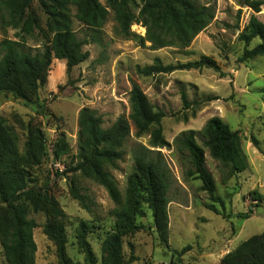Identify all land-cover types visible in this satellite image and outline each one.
Returning <instances> with one entry per match:
<instances>
[{
  "label": "rangeland",
  "instance_id": "rangeland-1",
  "mask_svg": "<svg viewBox=\"0 0 264 264\" xmlns=\"http://www.w3.org/2000/svg\"><path fill=\"white\" fill-rule=\"evenodd\" d=\"M198 1L209 2L215 10V18L186 50H152L149 43L143 46L137 39L116 38L113 14H110L102 30L101 43L84 46V51L89 53L87 61L70 73L64 61H53L40 86L37 107L28 106L10 94H0V115L17 132L21 151L31 125L44 131L50 149L59 131L67 135L70 152L59 162L48 158L34 168L31 184L48 189L65 213L66 248L72 264H89L77 238L84 223L88 226L87 240L96 255V264H102V241L114 223L116 209L103 186L69 171L77 163L79 113L85 107L94 110L102 117L106 128L118 117H128L133 83L140 85L157 110L167 114L163 119L164 135L172 147L160 151L169 169L170 236L167 247L154 229L151 210L144 205L146 217L137 219L143 229L124 242L125 259L135 258L128 264H175L173 251L186 247L190 249L182 257L184 264H222V258L240 243L264 233V200L258 202L250 198L254 191L264 198V58L240 62L245 49H252L262 41L255 39L246 45L239 39L253 15L264 23V6L255 14L245 0ZM137 4H141V0H137ZM74 29L79 39L91 41V36H86L88 30L76 21ZM132 31L140 36L146 33L141 25H133ZM4 37L13 39L14 31L8 30L3 36L0 30V41ZM29 45L36 47L38 43L35 39L29 40ZM201 56L213 58L224 77L213 69L175 71L154 77H142L136 71L138 67L152 65L157 57L168 65L195 61ZM182 92L187 96L189 108H185ZM206 97L217 99L204 101ZM214 117L240 132L249 163L245 172L230 178L228 169L205 150L207 167L214 176L217 196L223 203L214 204L229 216L228 219L206 208L213 202L200 191L199 180L185 178V169L173 147L180 134L191 130L199 132ZM138 143L147 145L148 137L137 139L132 127L123 159L117 169H110L123 194L127 177L133 170L132 155ZM198 143H201L199 139ZM79 196L82 201L77 199ZM30 218L38 224L33 233L37 246L35 264H60L54 244L43 231L46 216L32 213ZM0 264H9L1 245Z\"/></svg>",
  "mask_w": 264,
  "mask_h": 264
},
{
  "label": "trees",
  "instance_id": "trees-1",
  "mask_svg": "<svg viewBox=\"0 0 264 264\" xmlns=\"http://www.w3.org/2000/svg\"><path fill=\"white\" fill-rule=\"evenodd\" d=\"M245 2L255 14L264 6V1ZM209 4L198 0H141V4H137V0H0V30L3 36L8 30L14 31L13 39L4 37L0 41V94H10L28 106L37 107L40 86L53 61H64L67 73L87 61L89 53L84 51V46L101 43L102 30L110 14L114 18L116 38L137 39L143 46L149 43L152 50H186L214 20L215 10ZM75 21L88 30L86 36L90 35L91 41L78 38ZM133 25L144 27L145 36L133 32ZM34 39L38 43L36 47L29 45V40ZM239 39L246 45L255 39L262 41L252 49H245L240 62L264 58V23L256 15L251 17ZM203 69H213L224 77L218 63L209 56L168 65L157 57L152 65L138 67L136 71L142 77H154ZM215 99L206 97L204 101ZM129 101L130 115L118 117L107 128L94 110L85 107L80 111L77 163L69 168L70 172L80 173L103 186L116 205L114 223L102 241V264H128L135 260L133 256L125 259L124 242L128 236L143 229L137 219L146 217L144 205L152 212L163 245L168 247L170 236L169 169L160 151L172 147L164 135L163 119L167 114L155 108L137 83L132 84ZM182 101L185 108L190 107L184 92ZM132 127L135 137H148V143H138L133 150L134 166L123 194L110 169H117L123 159ZM173 147L185 169V178L199 180L200 191L213 202L206 208L228 219L229 216L214 204L220 203L221 199L217 196L214 176L207 167L205 150L208 149L211 158L228 169L230 178L245 172L249 163L240 132L214 117L199 132L191 130L180 134ZM69 152L65 132L59 131L50 149L44 131L32 125L27 129L21 151L17 132L0 115V245L9 264H35L37 246L33 233L38 224L30 218L32 213L46 216L43 231L54 244L60 264H72L66 248L65 213L48 189L31 184L34 168L48 158L59 162ZM250 198L258 202L264 200L257 191L252 192ZM77 199L82 201L80 196ZM87 230V224H82L78 242L87 263L96 264ZM189 249L174 250V263L184 264L182 257ZM221 263L264 264V233L240 243L222 258Z\"/></svg>",
  "mask_w": 264,
  "mask_h": 264
},
{
  "label": "water",
  "instance_id": "water-1",
  "mask_svg": "<svg viewBox=\"0 0 264 264\" xmlns=\"http://www.w3.org/2000/svg\"><path fill=\"white\" fill-rule=\"evenodd\" d=\"M154 229H157V226L156 225L154 226Z\"/></svg>",
  "mask_w": 264,
  "mask_h": 264
},
{
  "label": "crops",
  "instance_id": "crops-1",
  "mask_svg": "<svg viewBox=\"0 0 264 264\" xmlns=\"http://www.w3.org/2000/svg\"><path fill=\"white\" fill-rule=\"evenodd\" d=\"M201 185H199V187H200Z\"/></svg>",
  "mask_w": 264,
  "mask_h": 264
}]
</instances>
